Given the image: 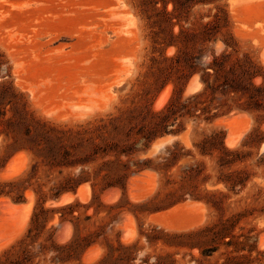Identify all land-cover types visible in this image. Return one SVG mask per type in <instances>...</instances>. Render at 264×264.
<instances>
[{
  "label": "rangeland",
  "instance_id": "rangeland-1",
  "mask_svg": "<svg viewBox=\"0 0 264 264\" xmlns=\"http://www.w3.org/2000/svg\"><path fill=\"white\" fill-rule=\"evenodd\" d=\"M145 2L146 0H0L2 79L25 96L27 109L34 117L61 127H73L105 114L118 115L121 111L134 107L142 109L149 102L152 103L153 111L162 109L174 89L171 81L173 77L170 75L173 70L169 68V62L162 60L164 57L173 56L176 49L160 43L162 38H166L169 28L155 23L156 18L144 5ZM157 6L161 8V3L159 2ZM171 9L172 5L168 4L167 11ZM181 15L180 24L184 27L200 28V24L212 23L208 32L215 34V41L207 43L203 53L209 55L214 51L218 54L226 47L224 41H228L231 45L227 47V52L237 57L247 55L252 62L264 70V0H202V3H197L188 10H182ZM178 30V26L175 25L172 31L176 34ZM65 31L68 34H65ZM152 58L156 60L153 61ZM158 68H163L165 71L159 74ZM195 76L198 75H194L186 83L183 98L201 89L199 77ZM194 77L197 78L200 86L196 91L186 94L190 80ZM258 82L259 79L256 80V83ZM169 88H171L170 97H167L163 107L155 108L159 94ZM106 99L108 105L104 104ZM245 114L248 116L245 117ZM260 114L257 111L233 110L215 118L211 123L187 120L185 131L182 133L156 139L147 150L138 153V159L162 156L165 149L176 141L184 151L190 150L192 156L182 157L171 169L172 182L169 184L166 183L162 172L145 170L142 172L147 171V175L140 172L130 176L123 190L107 189L109 192L116 191L112 192L113 195L110 192L111 195L107 197L104 195L105 190L93 202V207L99 209L97 215H93V207L86 211L84 207H80V213L93 215L85 230L94 231L100 226H105L107 237L113 244H116L117 240L124 244L135 243L136 259L132 264H222L225 261V255H221L225 251L223 245L212 255L203 256L201 250L207 249L209 245L192 249L168 245L166 235L183 234L212 226L222 220L233 219L234 224L229 229L232 237H226L225 241L231 239L241 242L246 249L236 253L231 247L228 251H232L233 255H247L252 260V264H264V244H261L264 243V122L259 124ZM6 115L8 116L9 112ZM230 116L233 119L227 120L231 122L222 120ZM245 128L248 130L246 131ZM213 131L222 134L227 149L238 153L237 161L229 167L219 165L217 158L219 153L215 152L213 156H201L193 146L203 134H210ZM236 132L239 135H235ZM167 137L173 140L168 141V144H162L163 147L154 146L156 141ZM228 137L233 142L230 145L232 148L225 141ZM233 137L239 138L235 142ZM7 142L9 141L0 136V174H2L0 181L24 176L31 171V165L35 162L34 156L24 150L14 152L6 158ZM137 148L142 146L138 144ZM16 154H22L24 157L17 155V158H12ZM11 158L13 160L11 170L16 171L20 168L19 173L11 174L14 175L13 177L6 176L4 172ZM196 161L203 163V174L209 175L205 183H198V190L202 193H218V198L221 199L219 209L210 207L204 201L191 200L189 197L170 208L155 212L134 208L136 204L150 200L158 201L168 192L178 188V183L174 181L179 179L177 174L180 169ZM68 171L63 170V174ZM230 172H239L238 177L244 180V185H237L232 189L229 185L218 181V178L225 179ZM150 173L155 174L154 179ZM37 177V181L40 182H46L47 177L50 178L51 181L46 185L48 188L60 176L57 171L49 172L40 165ZM132 179L140 182L136 183ZM128 183H132L130 184L132 188L127 185ZM82 186H87L86 190L82 191L84 194L73 201L77 200L83 205L88 204L92 199L89 184L80 185L75 193L63 195H76ZM24 197L25 200L22 202H13L8 197L0 198L8 199L12 204L17 205L32 203L25 228L12 240L9 237L18 230V225L26 211L11 210L6 213L9 214L8 218L2 219L7 215L0 210V216L3 214L0 218V240H2L0 243L3 245L0 244V247H4L0 248V253L13 244L29 225L35 205V195L31 190H27ZM78 199L84 200L81 202ZM52 202L54 201H47L45 206H49L48 204ZM116 203H119L118 208H109ZM53 224L57 225V217ZM151 229L160 232L158 235L160 239L149 243L146 234ZM71 233L72 227L66 222L58 229L57 236L67 239ZM260 239H263L262 242ZM249 248H253L251 253L247 251ZM103 249L100 244L93 245L85 252L88 254L90 251L91 255L85 256L84 253L82 262L93 263ZM168 256H171L172 262Z\"/></svg>",
  "mask_w": 264,
  "mask_h": 264
},
{
  "label": "trees",
  "instance_id": "trees-1",
  "mask_svg": "<svg viewBox=\"0 0 264 264\" xmlns=\"http://www.w3.org/2000/svg\"><path fill=\"white\" fill-rule=\"evenodd\" d=\"M159 2L161 8L157 6ZM197 3H202V0H146L144 3L153 12L155 23L169 28L166 38H162L160 43L176 49L173 56L162 60L169 62V68L173 70L170 75L174 89L169 101L160 110L153 111L149 102L142 109L134 107L118 115L105 114L73 127H61L34 117L27 109L25 96L0 75V136L9 141L5 145L8 150L6 158L21 150L30 152L35 158L29 173L0 181V198L22 202L27 190L35 195L26 231L0 253V264H87L82 262V256L95 244L102 245L104 249L91 264H132L136 259L135 243L124 244L117 240L113 244L107 237L105 226L94 231L85 230L92 216L99 213L93 202L107 189L123 190L130 176L145 170L162 172L169 184L172 182L171 169L182 157L192 156L190 150L184 151L177 141L167 147L162 156L138 159V153L147 150L158 138L185 131L187 120L211 123L221 115L240 110L260 112L258 122H264V70L247 55L237 57L227 52V47L231 45L228 41H224L226 47L218 54L214 51L209 55L203 53L204 46L215 41V34L208 32L212 23L200 24V28L180 24L182 10H188ZM168 4L172 5L171 11H167ZM175 25L179 28L176 34L172 31ZM164 71L158 68L159 74ZM194 75H198L202 87L183 98L184 87ZM138 144L142 148H137ZM193 146L201 156L219 153L220 166L229 167L238 159L237 151L224 146L220 132L203 134ZM40 165L49 172L57 171L60 176L48 188L46 185L50 178L47 177L46 182L37 181ZM63 170L69 171L63 174ZM203 173L201 161L183 166L177 174L179 179L174 181L178 183V188L158 201L136 204L134 208L155 212L189 197L219 209L221 199L218 193L198 190V183L209 179V175ZM239 174L230 172L225 179L218 178V181L232 189L237 185L243 186L244 180L238 177ZM83 184L91 187L90 203L83 205L75 200L59 206H45L47 201L56 200L63 194L75 193ZM80 207H84L85 211L93 207V215L80 213ZM118 207L119 203L109 206L110 209ZM55 217L57 225L53 224ZM66 222L71 225L72 233L61 241L57 231ZM233 224V219H226L183 234L166 235V243L191 249L209 245L201 250L203 256L212 255L223 245L225 251L221 255H225V261L222 264H252L247 255H233L232 251H228L231 247L236 253L246 249L241 242L225 241L226 237H232L229 229ZM159 234V231L151 229L146 239L149 243L154 242L160 239ZM252 250L249 248L247 251L251 253ZM168 259L173 261L171 256Z\"/></svg>",
  "mask_w": 264,
  "mask_h": 264
},
{
  "label": "bare ground",
  "instance_id": "bare-ground-1",
  "mask_svg": "<svg viewBox=\"0 0 264 264\" xmlns=\"http://www.w3.org/2000/svg\"><path fill=\"white\" fill-rule=\"evenodd\" d=\"M67 30V29H66ZM68 30H70V29H68ZM72 31V30H71ZM64 32V31H63ZM66 32V31H65ZM55 34V33H54ZM57 34H60V33H57ZM57 34H55V35H57ZM65 34H68V32H66ZM74 34V33H73ZM75 35V34H74ZM73 35V36H74ZM54 36V35H53ZM70 35H67V37H69ZM49 37V36H48ZM51 37V36H50ZM72 37V36H71ZM59 39V38H58ZM70 39V38H69ZM131 75V74H130ZM195 77H197L198 78V76H195ZM197 78H193L192 80H190L191 82H190V84H189V86H188V88H187V91H186V94H188V93H191V92H194V91H196L198 88H199V86H200V83H198V81H197ZM123 81V80H122ZM120 83L122 84V82L120 81ZM169 87V86H168ZM170 89L171 88H169V89H165V90H163V92H161L160 94H159V96H158V98L156 99V101H155V108H161V107H163L162 105L163 104H165V100H167V97L169 96V93H170ZM114 96H115V94H114ZM170 97V96H169ZM111 98H114L115 99V97H113V96H111ZM110 99V98H109ZM114 99H112V100H114ZM109 101L110 100H108V103H109ZM104 104H107V99H106V101L104 102ZM108 105V104H107ZM104 106V105H103ZM104 108V107H103ZM99 109V108H98ZM236 112V111H235ZM233 113V112H232ZM231 113V114H232ZM238 113H240V112H238ZM243 115V114H242ZM246 116H248V115H246L245 114V117ZM234 117V116H233ZM229 118H232V116H230V117H224L222 120H226V122L227 121H230V120H227V119H229ZM237 118H239V116L237 117ZM233 119V118H232ZM235 119V118H234ZM235 121V120H234ZM242 121V120H241ZM219 122V121H218ZM231 122V121H230ZM248 122V121H247ZM216 124V123H215ZM229 124V123H228ZM249 124V123H248ZM250 125V124H249ZM228 126V125H227ZM245 126V125H244ZM230 127V126H229ZM246 128H248L247 126H246ZM245 128V129H246ZM232 130V129H231ZM234 130V129H233ZM248 129H246V131H247ZM235 135L237 134V132L236 133H234ZM233 134V135H234ZM243 135H244V133H242ZM234 135V136H235ZM237 135H239V134H237ZM243 135L241 136V137H243ZM231 137V136H230ZM237 137V136H236ZM232 138V137H231ZM239 138V137H238ZM237 138V139H238ZM172 138L171 137H167V138H163V139H160V140H158V141H156L155 143H154V146L156 147V146H158V145H162V144H168V141H170ZM226 140V143L228 144V146L229 147H231L232 148V146H230V145H232L233 144V142H231V140H230V138L228 137V138H225ZM233 139H234V141L235 140H237L235 137H233ZM173 140V139H172ZM239 140H241V139H239ZM236 142V141H235ZM239 142V141H238ZM172 143V142H171ZM240 143V142H239ZM238 144V143H237ZM164 145H162V147H163ZM264 146V145H263ZM19 156V157H21V155L20 154H16L15 155V157L13 156L12 158H17L16 156ZM22 157H24V155H22ZM12 158H11V161L8 163V165L6 166V169H5V175L6 176H9V175H11V174H15V173H19L18 171L20 170V168H18V170H16V171H12L11 170V167L13 166L12 164H13V160H12ZM17 160V159H16ZM15 160V161H16ZM21 167H24V166H21ZM148 171V170H147ZM146 171V172H147ZM146 172H144L145 173V175H147L146 174ZM21 173V172H20ZM143 172H142V174H144ZM148 173V172H147ZM4 174V173H3ZM140 174V173H139ZM152 173H150V175H151ZM0 176H2V174H0ZM5 176V177H6ZM12 177L14 176V175H11ZM141 176H143V175H141ZM140 176V177H141ZM154 176H155V174L153 173L152 174V179H154ZM144 177V176H143ZM142 177V178H143ZM146 177V176H145ZM150 177V176H149ZM4 178V177H3ZM135 178V177H134ZM131 180V179H130ZM133 180V179H132ZM133 181H136V183H139L140 181H137L136 179L135 180H133ZM128 182H130V181H128ZM130 184H132V183H128L127 185H129V186H131ZM86 188H87V186H82V187H80L79 188V190H78V192H77V194L76 195H72V194H67V195H63L62 197H61V199L58 201V202H52V203H50V204H48L49 206L50 205H53V206H59V205H62V204H65V203H68V202H71V201H73L74 199H76V197H79V198H81L80 197V195L81 194H84V192L82 193V191L85 189L86 190ZM130 188V187H129ZM128 188V189H129ZM131 188H132V186H131ZM130 188V189H131ZM130 189H129V191H130ZM132 190V189H131ZM134 190V189H133ZM132 190V191H133ZM87 192H89V190H87ZM106 192V194H104V195H106V197L108 196V195H111L112 194V192H116V191H110L111 192V194H109L110 192L108 191V190H106L105 191ZM108 192V193H107ZM118 193H119V190L117 191ZM90 193V192H89ZM118 193H116L117 195H118ZM115 194V195H116ZM113 195V194H112ZM136 195V194H135ZM83 196V195H82ZM104 197V196H103ZM105 197V201H106V198ZM109 197H112V196H109ZM83 198H84V196H83ZM89 198V197H88ZM118 198V197H117ZM30 199V198H29ZM103 199V198H102ZM32 200V199H31ZM78 200H81V202H82V200H84V199H78ZM110 200V199H109ZM33 201V200H32ZM52 201H54V200H52ZM87 201V200H86ZM137 201V200H136ZM139 201V200H138ZM50 202V201H49ZM110 203V202H109ZM112 203V202H111ZM188 203H190V202H188ZM191 204H192V202H191ZM197 204V203H196ZM185 205V204H184ZM190 205V204H189ZM178 206H179V204H178ZM193 206H195V204L193 205ZM0 207H1V212L4 214V215H7V216H4V217H2L3 216V214H1L2 216H0V218L2 217V219H4V218H8V215L9 214H6L7 212H9V211H14V210H20V209H25V216L24 217H22V220L20 221V224L18 225L19 227H18V230L16 231V233H14V235L12 236V237H9L11 240L14 238L15 239V237L17 238V235L25 228V225H26V222H27V219H29V214L31 213V210H32V203L30 202L29 204H19V205H17V204H12L8 199H0ZM48 207V206H47ZM174 208H176L175 206H174ZM179 208V207H178ZM183 208V207H182ZM185 208H187V206L185 207ZM172 210V209H171ZM15 212V211H14ZM164 215V214H163ZM160 216H162V215H160ZM165 216V215H164ZM124 218V217H123ZM123 218H121V219H123ZM156 218V216L154 217V219ZM159 218H161V217H159ZM125 219H127L126 218V216H125ZM158 219V218H157ZM121 221V220H120ZM127 222L129 221L128 219L126 220ZM7 222V221H6ZM130 222H132V221H130ZM123 223V222H122ZM131 225V224H130ZM134 225V224H133ZM5 226V225H4ZM69 225H67V227H68ZM134 227V226H133ZM132 228V227H131ZM184 228H186V227H184ZM5 229H6V227H5ZM134 229V228H133ZM133 231V230H132ZM134 232V231H133ZM132 233V232H131ZM3 234H4V232H3ZM264 235V234H263ZM262 235V236H263ZM4 236V235H3ZM2 236V237H3ZM7 236V235H6ZM60 237V236H59ZM264 237V236H263ZM130 238V237H129ZM0 239H1V237H0ZM9 239V240H10ZM63 239H61V241H62ZM263 240V239H262ZM262 240L260 239V242H262ZM0 241H2V240H0ZM63 241H65V240H63ZM5 242V241H4ZM259 242V243H260ZM129 243V242H128ZM0 244H2V243H0ZM261 244H264L263 242L261 243ZM3 245V244H2ZM5 245V244H4ZM259 245V244H258ZM0 248H4V247H0ZM92 249V248H91ZM91 251H93V249L91 250ZM97 251V250H96ZM90 251H88V254H90L89 253ZM98 252H99V250H98ZM100 253V252H99ZM87 253H85V256L86 255H88ZM91 255V254H90ZM97 255H99V254H97ZM96 255V256H97ZM93 256V255H92ZM89 258H91V257H89ZM86 260L88 261V258H86ZM86 260H84V261H86ZM89 261H91V259H89ZM85 263V262H84ZM86 263H90V262H86Z\"/></svg>",
  "mask_w": 264,
  "mask_h": 264
},
{
  "label": "water",
  "instance_id": "water-1",
  "mask_svg": "<svg viewBox=\"0 0 264 264\" xmlns=\"http://www.w3.org/2000/svg\"><path fill=\"white\" fill-rule=\"evenodd\" d=\"M62 196H60L58 199L54 200V202H58L61 199Z\"/></svg>",
  "mask_w": 264,
  "mask_h": 264
}]
</instances>
